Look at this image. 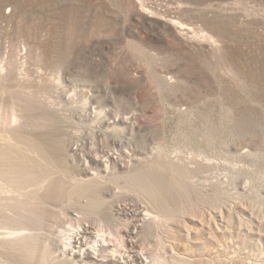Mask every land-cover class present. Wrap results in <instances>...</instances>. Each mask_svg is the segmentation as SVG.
Returning <instances> with one entry per match:
<instances>
[{"label": "rangeland", "instance_id": "1", "mask_svg": "<svg viewBox=\"0 0 264 264\" xmlns=\"http://www.w3.org/2000/svg\"><path fill=\"white\" fill-rule=\"evenodd\" d=\"M13 112L56 177L76 182L84 160L95 175L29 225L35 254L0 248V264H70L66 230L84 222L95 240L139 225L128 249L148 264H264V0H0L1 133ZM139 173L166 186L155 222L117 209L152 198ZM192 217L207 228L188 236Z\"/></svg>", "mask_w": 264, "mask_h": 264}, {"label": "bare ground", "instance_id": "2", "mask_svg": "<svg viewBox=\"0 0 264 264\" xmlns=\"http://www.w3.org/2000/svg\"><path fill=\"white\" fill-rule=\"evenodd\" d=\"M4 71L7 72L4 66H2V72ZM17 115L16 112H13V118L11 120L12 127L10 129L6 130L5 133H1L2 130H0V230H5L0 231V235H4L0 238V248L6 252L14 247L20 246L23 251L22 253L33 255L37 248L36 242L38 241L34 238L36 236L34 233L35 231H31L29 225H31L32 222L37 224L42 223L51 216L50 211L52 208H50V205L53 204L54 200H65L67 197L69 199L70 196L85 192L87 190V179L90 175L95 174L90 172L91 169L88 167L87 161L84 160L80 165V174H78L79 177L76 182H68L67 180L56 177L51 167L55 163L54 157L49 154L48 149L42 144L43 141H40L38 138V142L37 139L35 140V136H28V133L26 134V131L20 128L21 123ZM23 138H29L31 143L29 145L25 143L27 146L23 145L24 142L21 143V139ZM75 149L74 147L73 150ZM48 162L50 165L47 164L45 166ZM131 164L130 162L124 161L118 165V168L123 167L122 169L125 170L128 167L130 168ZM106 167L108 168L107 165ZM143 176L145 175L139 173L137 175V180H139L142 188H144L152 198H146V203L139 204V202L133 205V208L126 204L124 206L120 205L119 208H117L121 214L128 216L127 220L142 224L152 220L153 222L156 221L150 210L156 211L152 210L151 205L148 203H151L153 206L155 205L157 210L159 208L163 210L167 207L165 203L167 198L165 194L166 186L162 178L153 179L149 175L153 181H144L142 180ZM97 198L101 197L98 196ZM100 202L101 199H89L87 205L93 207L100 204ZM113 211L116 210L114 209ZM207 214H209L212 223L217 226V228H220L225 222L223 212H208ZM55 217H57V215ZM78 219L80 218L76 220ZM196 222L200 224L202 229L207 228L206 220L202 219V221H195L192 217L190 222L186 221L184 223V230L188 236L192 235L193 225ZM42 224H44V222ZM26 225H28V227H26ZM138 226L139 225L133 224L126 227L123 234L120 232L121 230L117 232L112 230L107 235L102 234L104 237L102 239H99L97 236L98 240L91 239L94 235L91 232L92 226L88 222L82 223L78 228H68L66 230L67 242L62 247V259H67V262L70 264H72V261L79 264H86L85 258L90 261H96V264H134V259L138 261L135 264H148L144 252L137 251L136 253H130L131 249H128L129 246L135 248L137 245L136 241H139L138 235H140V233L137 229ZM206 233V235H208L209 231ZM210 234H213L212 230ZM89 240H92L95 245L82 248L88 244ZM117 241H120V243L117 244ZM2 259L8 263L10 262V257L7 252L2 254L1 261H3ZM161 264L169 263L161 262Z\"/></svg>", "mask_w": 264, "mask_h": 264}]
</instances>
